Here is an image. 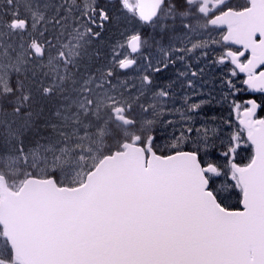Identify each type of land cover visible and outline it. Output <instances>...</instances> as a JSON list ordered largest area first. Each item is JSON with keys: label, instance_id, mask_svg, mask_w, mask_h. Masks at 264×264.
<instances>
[{"label": "snow or ice", "instance_id": "obj_1", "mask_svg": "<svg viewBox=\"0 0 264 264\" xmlns=\"http://www.w3.org/2000/svg\"><path fill=\"white\" fill-rule=\"evenodd\" d=\"M214 46L246 86L226 140L194 99ZM242 93L264 94V0H0V264H264V102Z\"/></svg>", "mask_w": 264, "mask_h": 264}, {"label": "rangeland", "instance_id": "obj_2", "mask_svg": "<svg viewBox=\"0 0 264 264\" xmlns=\"http://www.w3.org/2000/svg\"><path fill=\"white\" fill-rule=\"evenodd\" d=\"M136 25L129 24L126 32H131ZM121 31H125L122 29ZM217 39L219 37H216ZM125 39L124 35H121L120 32H114V36H111V44L103 43L101 45V51L103 56L106 58L111 54L110 48L111 45L115 44L117 41H123ZM216 47V52L209 50V57L207 58V62L204 60L201 61V66L205 68V72L202 77V81H199L201 84L202 90L204 92L203 96L194 97L196 100L201 99H211V104H206L202 107L201 114L205 117L208 125L210 127H219L220 132L219 136L223 137L225 140L228 138L229 134L235 132L239 129V125L236 122L235 115L231 110L230 102L232 99V95H229L228 99H224V93H230L231 90L227 87L226 81L231 79L229 77V68L227 69V65H221L218 63H213L218 55L220 54L219 46ZM143 61L137 55V64H142ZM129 73H133V69L128 71ZM138 75L137 73H133V76ZM169 73H165L160 77L161 81H164ZM238 84V82H237ZM208 93H211V97L208 96ZM215 116L216 119L212 120L211 117ZM225 121H230V123H225ZM199 123V122H198ZM167 129H165V134H167ZM239 154L237 155V161L241 164H245L249 159L254 155L253 148L250 144L242 145L241 149L238 150ZM225 182H227L225 178ZM230 205H236V198L233 197L232 200L228 201Z\"/></svg>", "mask_w": 264, "mask_h": 264}, {"label": "flooded vegetation", "instance_id": "obj_3", "mask_svg": "<svg viewBox=\"0 0 264 264\" xmlns=\"http://www.w3.org/2000/svg\"><path fill=\"white\" fill-rule=\"evenodd\" d=\"M234 47H236V46H234ZM246 55H248L247 53H246ZM137 57V56H136ZM229 68V77L234 81V82H238L240 79H242L243 78V74H240L239 75V77H232L231 76V74H230V68H231V66L230 65H227V69ZM237 86L238 87H246V86H244V85H240L239 83L237 84ZM240 95H243V96H245L246 98H253V99H256L257 100V102L259 103V102H264V94H260V93H242V94H240ZM232 98H234V97H232ZM231 110H232V112L234 113V115H235V119H236V114H235V112H234V110L231 108ZM261 115H264V114H261ZM236 122L238 123V125H239V122L236 120Z\"/></svg>", "mask_w": 264, "mask_h": 264}, {"label": "trees", "instance_id": "obj_4", "mask_svg": "<svg viewBox=\"0 0 264 264\" xmlns=\"http://www.w3.org/2000/svg\"><path fill=\"white\" fill-rule=\"evenodd\" d=\"M111 36H112V37L114 36V32H110V33L108 34V36L106 37V42H107L108 44H111V43H112V41H111ZM232 206H235V205H232Z\"/></svg>", "mask_w": 264, "mask_h": 264}, {"label": "water", "instance_id": "obj_5", "mask_svg": "<svg viewBox=\"0 0 264 264\" xmlns=\"http://www.w3.org/2000/svg\"><path fill=\"white\" fill-rule=\"evenodd\" d=\"M134 55H138V54H134ZM129 70H131V69H129ZM255 94V93H254ZM253 148V147H252ZM253 151H254V149H253Z\"/></svg>", "mask_w": 264, "mask_h": 264}]
</instances>
